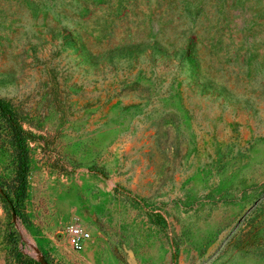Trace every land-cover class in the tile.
<instances>
[{
    "label": "rangeland",
    "instance_id": "rangeland-1",
    "mask_svg": "<svg viewBox=\"0 0 264 264\" xmlns=\"http://www.w3.org/2000/svg\"><path fill=\"white\" fill-rule=\"evenodd\" d=\"M0 99V264H264V0H0Z\"/></svg>",
    "mask_w": 264,
    "mask_h": 264
},
{
    "label": "trees",
    "instance_id": "trees-1",
    "mask_svg": "<svg viewBox=\"0 0 264 264\" xmlns=\"http://www.w3.org/2000/svg\"><path fill=\"white\" fill-rule=\"evenodd\" d=\"M0 118L5 122V126L8 128L9 133L11 134L14 152L18 160L17 165V179L20 195L19 198L25 196L28 188V179H29V149H28V140L30 139V133L24 129L21 124L17 111L13 109L9 104L0 99ZM9 196V194H8ZM10 198V197H9ZM11 202L15 208L16 213H19V201L14 202L11 199ZM27 264H41L33 258L26 260Z\"/></svg>",
    "mask_w": 264,
    "mask_h": 264
},
{
    "label": "built area",
    "instance_id": "built-area-1",
    "mask_svg": "<svg viewBox=\"0 0 264 264\" xmlns=\"http://www.w3.org/2000/svg\"><path fill=\"white\" fill-rule=\"evenodd\" d=\"M90 237V232L85 230L81 225L71 224L69 226V239L76 250H82Z\"/></svg>",
    "mask_w": 264,
    "mask_h": 264
},
{
    "label": "water",
    "instance_id": "water-1",
    "mask_svg": "<svg viewBox=\"0 0 264 264\" xmlns=\"http://www.w3.org/2000/svg\"><path fill=\"white\" fill-rule=\"evenodd\" d=\"M4 197L9 201V203H10L11 206H12L13 212L15 213V212H16V211H15V208H14V206H13V204H12V202H11L9 196H8L7 194H4ZM30 242H31V241H30ZM32 255L36 256L34 252H32Z\"/></svg>",
    "mask_w": 264,
    "mask_h": 264
}]
</instances>
